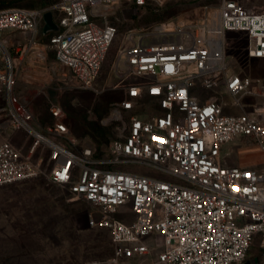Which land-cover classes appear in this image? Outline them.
Returning a JSON list of instances; mask_svg holds the SVG:
<instances>
[{
  "label": "built area",
  "instance_id": "built-area-1",
  "mask_svg": "<svg viewBox=\"0 0 264 264\" xmlns=\"http://www.w3.org/2000/svg\"><path fill=\"white\" fill-rule=\"evenodd\" d=\"M121 1L166 0L0 9V185L43 177L96 207L89 224L110 230L113 252L82 264H253V242L264 248V78L230 69L226 35L244 33L247 55L264 59V9L220 0L196 23L128 29L112 66L123 97L108 117L121 127L106 149L74 135L60 102L42 124L18 92L24 54L49 32L47 11L57 79L93 88L118 32L105 9Z\"/></svg>",
  "mask_w": 264,
  "mask_h": 264
},
{
  "label": "rangeland",
  "instance_id": "rangeland-1",
  "mask_svg": "<svg viewBox=\"0 0 264 264\" xmlns=\"http://www.w3.org/2000/svg\"><path fill=\"white\" fill-rule=\"evenodd\" d=\"M58 0H0V9L49 7ZM245 6L264 9V0H240ZM220 0L148 1L144 6L121 1L105 9L107 20L117 27L101 72L93 88H82L61 82L54 73L55 49L49 44L51 31L38 30L35 51H26L21 63L22 76L18 92L26 97L42 124L52 122L50 103L63 104L72 132L84 144L106 149L119 132L121 122L108 119L112 103L122 99L119 88H112V70L116 51L125 32L131 28H150L162 22L196 23L203 17L205 6H217ZM94 20L100 21L95 17ZM233 40L226 53L230 69L252 77L264 78V59L251 58L246 53L247 39L241 32H230ZM45 49V60L38 56ZM48 65L52 73L42 74L37 66ZM1 101V95H0ZM144 107L146 104H143ZM146 110V108H143ZM243 143L241 140L238 144ZM231 148V146L229 147ZM235 147L229 161L240 162ZM245 149L240 159L247 155ZM253 154V153H252ZM251 156L254 158V155ZM140 171L159 175L149 168L131 165ZM99 210L83 199H72L65 187L35 177L0 185V264H82L86 260L111 256L113 245L107 227L91 226L89 217ZM257 256L264 261V248L257 239L249 250V259ZM248 264V263H246Z\"/></svg>",
  "mask_w": 264,
  "mask_h": 264
},
{
  "label": "water",
  "instance_id": "water-1",
  "mask_svg": "<svg viewBox=\"0 0 264 264\" xmlns=\"http://www.w3.org/2000/svg\"><path fill=\"white\" fill-rule=\"evenodd\" d=\"M44 21H45V25L43 28L44 32L57 29V25L55 24V22L53 20V15H52L51 11L45 12ZM248 264H250V262H248ZM253 264H258V260L255 259L253 261Z\"/></svg>",
  "mask_w": 264,
  "mask_h": 264
},
{
  "label": "bare ground",
  "instance_id": "bare-ground-1",
  "mask_svg": "<svg viewBox=\"0 0 264 264\" xmlns=\"http://www.w3.org/2000/svg\"><path fill=\"white\" fill-rule=\"evenodd\" d=\"M216 13H217L216 7H210V9H209L210 18H214L216 16ZM173 26H174L173 21L163 22V25H162L163 28H171Z\"/></svg>",
  "mask_w": 264,
  "mask_h": 264
},
{
  "label": "trees",
  "instance_id": "trees-1",
  "mask_svg": "<svg viewBox=\"0 0 264 264\" xmlns=\"http://www.w3.org/2000/svg\"><path fill=\"white\" fill-rule=\"evenodd\" d=\"M177 1H179V0H177ZM135 6H137V5H135ZM62 104V103H61ZM63 105V104H62ZM64 107V106H63ZM64 109H65V107H64ZM75 135V134H74Z\"/></svg>",
  "mask_w": 264,
  "mask_h": 264
},
{
  "label": "crops",
  "instance_id": "crops-1",
  "mask_svg": "<svg viewBox=\"0 0 264 264\" xmlns=\"http://www.w3.org/2000/svg\"><path fill=\"white\" fill-rule=\"evenodd\" d=\"M255 59H263V58H255Z\"/></svg>",
  "mask_w": 264,
  "mask_h": 264
}]
</instances>
